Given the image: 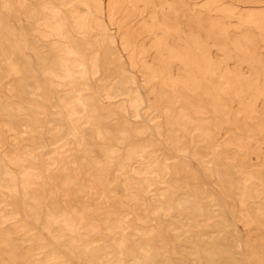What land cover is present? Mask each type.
I'll return each mask as SVG.
<instances>
[{"label": "rangeland", "instance_id": "1", "mask_svg": "<svg viewBox=\"0 0 264 264\" xmlns=\"http://www.w3.org/2000/svg\"><path fill=\"white\" fill-rule=\"evenodd\" d=\"M0 102V264H264V0H0Z\"/></svg>", "mask_w": 264, "mask_h": 264}, {"label": "bare ground", "instance_id": "2", "mask_svg": "<svg viewBox=\"0 0 264 264\" xmlns=\"http://www.w3.org/2000/svg\"><path fill=\"white\" fill-rule=\"evenodd\" d=\"M224 95V94H223ZM1 103V102H0ZM185 122V121H184Z\"/></svg>", "mask_w": 264, "mask_h": 264}]
</instances>
